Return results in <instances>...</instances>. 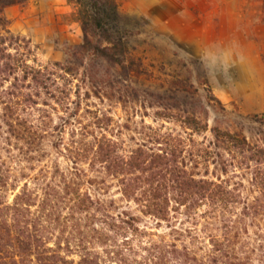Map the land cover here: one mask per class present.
<instances>
[{
    "label": "trees",
    "instance_id": "1",
    "mask_svg": "<svg viewBox=\"0 0 264 264\" xmlns=\"http://www.w3.org/2000/svg\"><path fill=\"white\" fill-rule=\"evenodd\" d=\"M15 2L0 0V21ZM78 16L83 49L135 71L115 6L86 0ZM0 61V74L21 66L1 48ZM30 70L34 85L0 84V264H264V145L213 128L191 147L151 126L119 145L102 118L81 124V101L63 98L51 71ZM43 91L55 106L38 107ZM176 118L205 129L194 113Z\"/></svg>",
    "mask_w": 264,
    "mask_h": 264
},
{
    "label": "rangeland",
    "instance_id": "2",
    "mask_svg": "<svg viewBox=\"0 0 264 264\" xmlns=\"http://www.w3.org/2000/svg\"><path fill=\"white\" fill-rule=\"evenodd\" d=\"M81 1L16 0L2 8L0 48L21 64L16 74H0L2 89L15 77L34 85L24 73L47 69L63 98L81 101V124L102 118L103 132L126 147L143 142L146 126L191 147L206 146L213 128L264 145V0H95L116 7L125 66L135 71L81 47ZM44 92L33 98L38 107L55 106ZM187 113L205 129L176 118ZM96 125L90 130L100 131ZM109 194L120 197L114 185Z\"/></svg>",
    "mask_w": 264,
    "mask_h": 264
}]
</instances>
